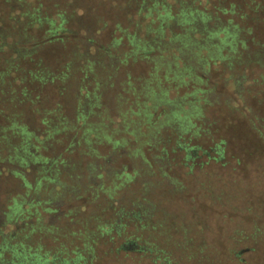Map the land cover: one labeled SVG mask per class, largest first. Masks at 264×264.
Segmentation results:
<instances>
[{
	"label": "trees",
	"instance_id": "trees-1",
	"mask_svg": "<svg viewBox=\"0 0 264 264\" xmlns=\"http://www.w3.org/2000/svg\"><path fill=\"white\" fill-rule=\"evenodd\" d=\"M49 1L0 0V264H45L24 245L34 232L56 230L58 220L76 212L61 210L72 200L81 208L100 194L110 200L116 188L134 181L142 198L151 186L143 173L174 186L169 155L176 151L183 163L197 152L222 162V140L205 151L182 138L197 136L191 119L201 118L197 95L208 91L180 99L162 91L151 95L150 104L138 102L146 93L132 86L123 69L140 63L157 80L165 68L164 81L200 85L205 82L194 76L197 70L206 72L208 62L226 69L240 65L236 46L246 42L236 24L220 19L235 10L227 0H113L101 13L85 0ZM260 1L253 11L264 10ZM252 58L243 63L262 64L261 57ZM113 87L117 105L129 103L116 122L101 100ZM129 94L136 102H128ZM125 136L133 137L132 152L122 151L129 143ZM102 145L104 156L95 148ZM129 157L139 158L141 168L129 167ZM116 159L125 163L112 167ZM113 211L118 232L120 221L141 223L152 210L134 200Z\"/></svg>",
	"mask_w": 264,
	"mask_h": 264
},
{
	"label": "rangeland",
	"instance_id": "rangeland-1",
	"mask_svg": "<svg viewBox=\"0 0 264 264\" xmlns=\"http://www.w3.org/2000/svg\"><path fill=\"white\" fill-rule=\"evenodd\" d=\"M60 1L56 0L58 4ZM85 1L99 13L114 5L113 0ZM227 3H234L235 10L220 19H230L241 30L239 38L246 39L244 47L236 46L240 65L226 69L208 62L206 72L197 70L194 74L205 83L185 86L164 81L165 68L157 71L158 81L149 78L146 65L134 63L123 69L132 86L146 93V97L138 96V102L150 104L151 95L162 91L168 99H180L196 89L208 91L197 95L201 118L191 119L197 136L182 138L186 141L189 137L190 145L205 151L222 140L224 160H208L197 152L192 162L183 163V153L176 151L169 155L173 158L169 174L176 178L174 186L143 173V180L151 186L142 198L134 181L116 188L110 200L100 194L83 208L72 200L61 210L76 208V212L58 220L56 230L30 235L24 247L31 254L42 256L45 264H264V10L256 7L253 11L260 0ZM254 55L261 57L262 64L243 63L253 60ZM233 58L237 59L236 55ZM196 62L192 61L193 66ZM115 94V87L108 88L101 99L113 122L118 111L129 106L117 105ZM205 97L209 103L202 102ZM128 98V102L135 101V96L129 94ZM2 106L0 102V109ZM141 132L147 134L143 128ZM125 137L129 143L122 151L132 152L136 147L133 137ZM95 148L101 156L107 151L105 145ZM141 151L147 154V147ZM127 161L129 167L141 168L139 158L129 157ZM122 162L116 159L111 166ZM106 186L112 187L110 182ZM134 200L151 208L149 217L136 224L122 220L123 227L117 232L113 209L127 208ZM7 258L2 256V260Z\"/></svg>",
	"mask_w": 264,
	"mask_h": 264
}]
</instances>
